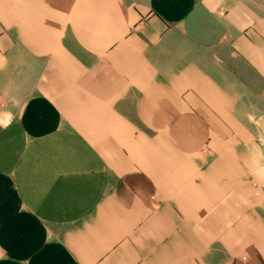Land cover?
I'll list each match as a JSON object with an SVG mask.
<instances>
[{
  "label": "crops",
  "instance_id": "crops-1",
  "mask_svg": "<svg viewBox=\"0 0 264 264\" xmlns=\"http://www.w3.org/2000/svg\"><path fill=\"white\" fill-rule=\"evenodd\" d=\"M0 264H264V0H0Z\"/></svg>",
  "mask_w": 264,
  "mask_h": 264
}]
</instances>
